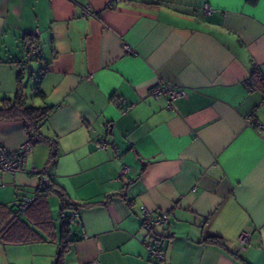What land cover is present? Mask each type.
Wrapping results in <instances>:
<instances>
[{
    "label": "crops",
    "instance_id": "crops-1",
    "mask_svg": "<svg viewBox=\"0 0 264 264\" xmlns=\"http://www.w3.org/2000/svg\"><path fill=\"white\" fill-rule=\"evenodd\" d=\"M34 45L40 56L27 61ZM29 62L30 89L31 78L23 87ZM258 78L264 0H0V102L22 81L28 104L54 107L40 127L51 142L33 143L23 171L0 172V264H54L48 196L56 194L46 195L44 223L33 208L13 212L39 193L41 177L77 204L64 211L79 215L69 223L63 264H157L144 233L169 264H264ZM157 84L183 90L174 109L148 95ZM249 115L259 127L248 125ZM28 136L21 119H0L6 150ZM100 140L106 148L95 147ZM142 209L166 213L167 222L145 228ZM244 230L250 241L242 250ZM210 236L222 246L202 242Z\"/></svg>",
    "mask_w": 264,
    "mask_h": 264
},
{
    "label": "built area",
    "instance_id": "built-area-1",
    "mask_svg": "<svg viewBox=\"0 0 264 264\" xmlns=\"http://www.w3.org/2000/svg\"><path fill=\"white\" fill-rule=\"evenodd\" d=\"M202 10L205 14H209L212 12V7L208 4L203 5ZM83 14H93L88 9L83 10ZM124 51L131 52L132 49L126 44H123ZM40 56V47L39 45L29 46L25 49V57L27 61H30L33 58H38ZM148 95L153 98H166L167 103L166 107L169 109H174V101L183 95V90L173 88L172 86L165 84H157L148 89ZM127 108V107H126ZM126 108L122 110V113L126 112ZM248 125L252 127H259L257 125L253 115H249L247 117ZM33 146V139L28 136L27 140L22 143L15 150H6L4 147L0 146V172L7 171L10 173H18L23 171L24 165L26 163V158L28 153L31 151ZM107 142L105 140H100L95 143L96 148H106ZM129 170L127 165H124L121 168L120 175L126 174ZM31 172L38 173V170L35 168L31 169ZM42 182L45 181L44 177L40 178ZM32 198H24L17 206V212L20 213L24 209H26L28 203ZM79 213L78 211H74L71 216L68 218V222L70 224H75L77 221ZM167 222L166 213L160 212L155 216L151 215L145 209H142V223L143 226L149 230L153 229L156 225L163 224ZM142 241L144 244V248L146 250V254L149 259L155 261L157 264H169L165 257L164 250L154 241L153 237L147 233L142 234ZM237 241L239 243L240 248L243 250L245 245H247L250 241V234L248 231H242L238 237Z\"/></svg>",
    "mask_w": 264,
    "mask_h": 264
},
{
    "label": "trees",
    "instance_id": "trees-1",
    "mask_svg": "<svg viewBox=\"0 0 264 264\" xmlns=\"http://www.w3.org/2000/svg\"><path fill=\"white\" fill-rule=\"evenodd\" d=\"M21 76V75H20ZM19 76V78H20ZM257 78V77H256ZM253 82L255 86L264 92V81L262 79H253ZM36 94L44 98L43 93L39 90V88L36 89ZM54 107L49 106L47 104L42 106H34L31 104H28L26 101V97L23 93L22 88V81H19L18 83V90L16 91L15 95L12 98H4L0 102V119H21L24 122V127L26 131L28 132L29 137L33 139V143L35 142H48L50 143V137L43 135L40 131L41 124L49 117L51 112L53 111ZM55 156V153H52L50 156V159H52ZM45 180L42 182V189L39 191V193L36 194L34 198L31 199V201L28 203L26 209H24L20 213L17 212V206L14 208L13 212L15 214V217L26 213L30 211V209L33 208L39 216H37L36 220H39L40 223H44L47 219V217L50 218L49 215V209L46 202V195L48 192H54L61 202V218H62V239H61V246L58 251V254L56 256V259L54 261V264H63V256L67 250V247L69 245L70 239L68 236L69 230V222L68 219L66 220V217L64 215V211L67 209L73 208L74 210H77V204L72 201V198L69 197V195L66 193V191L58 186L48 185L46 184ZM42 194V195H41ZM22 199L20 200V202ZM19 202V203H20ZM44 215V216H43ZM19 219V218H18ZM15 224H25L23 222L13 223ZM26 225V224H25ZM25 240V238H20L17 241ZM204 243L213 244L217 246H222V241L219 237L216 236H210L206 237L202 240Z\"/></svg>",
    "mask_w": 264,
    "mask_h": 264
},
{
    "label": "rangeland",
    "instance_id": "rangeland-1",
    "mask_svg": "<svg viewBox=\"0 0 264 264\" xmlns=\"http://www.w3.org/2000/svg\"><path fill=\"white\" fill-rule=\"evenodd\" d=\"M36 77L33 76V78H31L30 84H29V88L32 86V82L33 79H35ZM48 203L50 206V210H51V215H52V222L54 223V229H55V234H56V243H53L54 245H58L59 249L61 246V239H62V235H61V221H60V207H61V203L58 199V197H56V195L54 194H50L48 196ZM65 215H68V210L66 211ZM54 240V239H52Z\"/></svg>",
    "mask_w": 264,
    "mask_h": 264
},
{
    "label": "water",
    "instance_id": "water-1",
    "mask_svg": "<svg viewBox=\"0 0 264 264\" xmlns=\"http://www.w3.org/2000/svg\"><path fill=\"white\" fill-rule=\"evenodd\" d=\"M33 75H34V67H33L32 62H29L26 64V75L23 80V87L27 86L29 79L32 78Z\"/></svg>",
    "mask_w": 264,
    "mask_h": 264
}]
</instances>
